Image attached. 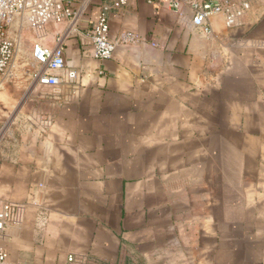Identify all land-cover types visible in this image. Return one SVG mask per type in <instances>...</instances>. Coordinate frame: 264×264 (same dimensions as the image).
Returning a JSON list of instances; mask_svg holds the SVG:
<instances>
[{
    "label": "crops",
    "instance_id": "obj_1",
    "mask_svg": "<svg viewBox=\"0 0 264 264\" xmlns=\"http://www.w3.org/2000/svg\"><path fill=\"white\" fill-rule=\"evenodd\" d=\"M58 1L83 11L58 85L0 93L22 97L0 141V201L21 208L2 264H264V0H227L248 8L209 35L172 0ZM104 7L110 39L136 40L99 61L87 33ZM6 25L9 69L67 29Z\"/></svg>",
    "mask_w": 264,
    "mask_h": 264
},
{
    "label": "built area",
    "instance_id": "obj_2",
    "mask_svg": "<svg viewBox=\"0 0 264 264\" xmlns=\"http://www.w3.org/2000/svg\"><path fill=\"white\" fill-rule=\"evenodd\" d=\"M129 0H116L115 8L124 6ZM181 3L186 4L192 12V25L202 29L204 34L211 33L208 20L218 14L224 15V23L227 27L235 25L242 11L248 6L242 5L241 10H233L227 0L208 2L204 0H172L169 7L175 11L180 9ZM107 7L98 15L96 23L88 31L92 47V56L95 60L105 61L114 55L118 44H132L136 37L131 33L121 35L118 41H112L109 37V26L106 17ZM82 8L73 9L70 5L58 0H0V76L5 75L13 58L14 44L9 38L5 25L12 19L24 18L32 31L39 32L47 25L67 24V29L58 33L53 47H47L41 43L32 46L31 56L38 65L37 72L33 75L34 83L41 86L55 87L59 79L53 75L65 67L63 58V42L66 33L72 30L77 19L82 15ZM69 79L75 78L74 72H68ZM21 208L17 204L0 201V239L4 236L7 227L18 225L20 222ZM7 259L5 250L0 246V264Z\"/></svg>",
    "mask_w": 264,
    "mask_h": 264
},
{
    "label": "rangeland",
    "instance_id": "obj_3",
    "mask_svg": "<svg viewBox=\"0 0 264 264\" xmlns=\"http://www.w3.org/2000/svg\"><path fill=\"white\" fill-rule=\"evenodd\" d=\"M7 26L8 25H5L4 27L8 30ZM37 70L38 65L32 60L29 55H21V57L17 61V64L14 63L7 72V75L12 74V76L9 77L10 80L8 82H6L3 86H0V93L7 91L12 96H17V92L21 91L20 95H22L24 89L23 85L25 84L22 80L28 75H34ZM15 100L16 101L13 106L9 108H6L3 103L0 104V141L11 125V122L10 124L9 121L7 122L6 117L14 116L15 118L20 110L22 97L16 98Z\"/></svg>",
    "mask_w": 264,
    "mask_h": 264
}]
</instances>
